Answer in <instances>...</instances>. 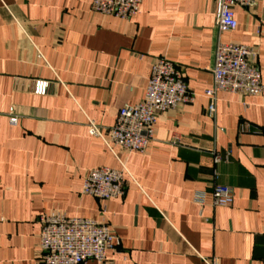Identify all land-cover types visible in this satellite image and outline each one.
<instances>
[{
  "label": "crops",
  "instance_id": "crops-1",
  "mask_svg": "<svg viewBox=\"0 0 264 264\" xmlns=\"http://www.w3.org/2000/svg\"><path fill=\"white\" fill-rule=\"evenodd\" d=\"M92 1L0 0V264H42L41 217L54 212L107 223L120 241L107 264H264V91H221L210 114L216 1L142 0L130 19ZM234 12L220 39L256 49L264 84V0ZM158 57L195 101L163 112L143 153L90 134L93 120L109 139ZM36 79L50 81L46 95ZM120 161L132 176L123 196L82 193L90 169ZM214 181L232 187L231 206L211 204Z\"/></svg>",
  "mask_w": 264,
  "mask_h": 264
},
{
  "label": "built area",
  "instance_id": "built-area-1",
  "mask_svg": "<svg viewBox=\"0 0 264 264\" xmlns=\"http://www.w3.org/2000/svg\"><path fill=\"white\" fill-rule=\"evenodd\" d=\"M218 40L215 47L214 63L211 68L212 86L205 91L209 98V112L217 110V94L221 91L261 95L264 91L261 69L256 62L254 47L236 42H223L220 34L234 31L238 27L234 7H253L257 0H215ZM142 0H93L91 8L106 16L130 19L136 16ZM50 81L36 79L33 91L46 95ZM196 94L189 89L175 64L166 57L155 59L142 101L127 103L119 111L117 120L110 129L109 139L103 136L102 128L89 120V133L102 137L108 145L113 143L131 152H145L154 139L159 116L182 104L193 103ZM13 125L18 123L16 115L10 116ZM214 153V161L220 162ZM119 168L99 166L90 169L84 179L82 193L109 200L125 194L129 179L132 178L127 165L120 161ZM217 179V173L214 174ZM207 194L197 200L204 204ZM234 202L232 187L214 181L211 204L231 206ZM40 260L42 264H107L108 251L115 249L119 238L107 223L92 218L67 217L60 213L44 214L41 217ZM207 264H219L217 257L205 259Z\"/></svg>",
  "mask_w": 264,
  "mask_h": 264
}]
</instances>
